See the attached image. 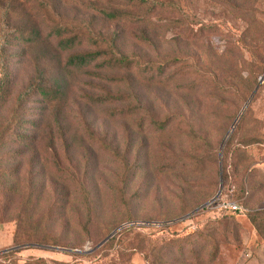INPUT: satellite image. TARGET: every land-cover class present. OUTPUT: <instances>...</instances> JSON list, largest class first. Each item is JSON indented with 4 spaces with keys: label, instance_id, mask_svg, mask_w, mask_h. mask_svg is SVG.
<instances>
[{
    "label": "rangeland",
    "instance_id": "rangeland-1",
    "mask_svg": "<svg viewBox=\"0 0 264 264\" xmlns=\"http://www.w3.org/2000/svg\"><path fill=\"white\" fill-rule=\"evenodd\" d=\"M170 2L175 7L145 25L93 17L101 32H121L126 53L164 63L167 81L143 76L134 80L135 98L92 106L86 95L127 89L82 71L73 80L64 134L50 119V134L30 147L0 150V264H264V0ZM8 4V25L30 23L42 38L53 36L56 23L75 27L92 17L87 0H0ZM236 7H253L256 16L241 21ZM140 29L153 45L133 39ZM238 34L243 40L234 45ZM17 46L23 55L12 62L0 136L39 52ZM26 107L31 116L41 111L35 99ZM223 174L220 194L201 207ZM224 199L243 203L247 214L215 219L213 207ZM18 212L49 215L46 232L61 246L15 245Z\"/></svg>",
    "mask_w": 264,
    "mask_h": 264
},
{
    "label": "trees",
    "instance_id": "trees-1",
    "mask_svg": "<svg viewBox=\"0 0 264 264\" xmlns=\"http://www.w3.org/2000/svg\"><path fill=\"white\" fill-rule=\"evenodd\" d=\"M87 2L91 9V20L88 22L84 20L80 26L75 27L56 23L50 27L53 36L48 35L44 38L41 37L38 27L30 23L17 29L10 27L8 19L13 9L9 4L6 8L0 6V110L7 105L13 93L12 62L23 55L20 51L17 53V49H20L17 44L21 45L24 50L31 48L39 51L32 58L33 74L10 105L5 126L6 134L0 136V150L8 147V144L9 146L30 147L37 141V136L43 132L50 134L52 131L50 119L59 133L64 134L66 129L62 122L68 113L66 112L67 102L72 93L73 80L82 71H85L92 81L102 80L111 84L123 82L127 89V92L123 94H111L105 90L100 96L86 95L85 102L92 106L113 105L129 98H135L134 80H140L143 76L148 82L167 81L162 78L164 63L141 62L136 54L126 53L121 49V32H101L93 23L94 18H98L109 23L145 25L154 13L175 7L170 0H87ZM236 10L238 16L243 15L239 16L241 21L244 16L250 18L256 16L253 7H236ZM259 23L264 26L261 20ZM133 39L145 46L154 44L151 40L152 36L144 29H140L137 35H133ZM242 40V35H233L232 44L238 45ZM32 99H35L41 108L40 113L35 116L27 114L26 106ZM234 132L224 145V154L230 148ZM48 138L51 136L49 135ZM101 146L114 156H118L109 145L101 143ZM227 178L226 174L220 177L219 184L221 181L222 188L223 180ZM12 188L13 185L8 186V190ZM30 198V195L26 196L24 209L27 208ZM225 202L234 203L240 211L213 207L215 208V219L226 215H245L248 212L243 203L235 200L224 199L218 203ZM13 220L15 229L12 240L15 245L61 246L46 232V224L50 220L49 215L34 217L26 212H18ZM250 220L257 226L253 216ZM10 264L18 263L14 261ZM22 264H38V262Z\"/></svg>",
    "mask_w": 264,
    "mask_h": 264
},
{
    "label": "water",
    "instance_id": "water-1",
    "mask_svg": "<svg viewBox=\"0 0 264 264\" xmlns=\"http://www.w3.org/2000/svg\"><path fill=\"white\" fill-rule=\"evenodd\" d=\"M262 78V77H261ZM255 91V90H254ZM221 188H222V184H221V181H220V184H219V189H218V192L216 193V195L213 197V198H211L208 202H206L204 205H202L201 207H204V206H206V205H208V204H210L211 202H213L216 198H217V196L219 195V193H220V191H221ZM200 207V208H201ZM111 234L112 233H110L103 241H101L100 242V244H102L104 241H106L110 236H111ZM19 246H17V247H14V248H12V249H15V248H18ZM41 247H45V248H53V247H48V246H42L41 245ZM73 252H78V251H73Z\"/></svg>",
    "mask_w": 264,
    "mask_h": 264
},
{
    "label": "built area",
    "instance_id": "built-area-1",
    "mask_svg": "<svg viewBox=\"0 0 264 264\" xmlns=\"http://www.w3.org/2000/svg\"><path fill=\"white\" fill-rule=\"evenodd\" d=\"M215 207H217V208H229L232 210L240 211V208L232 202L218 203Z\"/></svg>",
    "mask_w": 264,
    "mask_h": 264
}]
</instances>
